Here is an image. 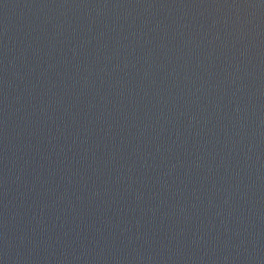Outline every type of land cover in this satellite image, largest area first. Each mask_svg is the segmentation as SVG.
I'll list each match as a JSON object with an SVG mask.
<instances>
[{"label":"water","instance_id":"obj_1","mask_svg":"<svg viewBox=\"0 0 264 264\" xmlns=\"http://www.w3.org/2000/svg\"><path fill=\"white\" fill-rule=\"evenodd\" d=\"M0 264H264V0H0Z\"/></svg>","mask_w":264,"mask_h":264}]
</instances>
